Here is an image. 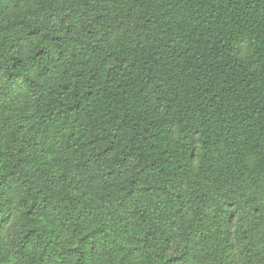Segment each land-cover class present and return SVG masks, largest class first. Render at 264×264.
I'll use <instances>...</instances> for the list:
<instances>
[{"label": "trees", "instance_id": "obj_1", "mask_svg": "<svg viewBox=\"0 0 264 264\" xmlns=\"http://www.w3.org/2000/svg\"><path fill=\"white\" fill-rule=\"evenodd\" d=\"M3 110L0 264H264V0H0Z\"/></svg>", "mask_w": 264, "mask_h": 264}, {"label": "rangeland", "instance_id": "obj_2", "mask_svg": "<svg viewBox=\"0 0 264 264\" xmlns=\"http://www.w3.org/2000/svg\"><path fill=\"white\" fill-rule=\"evenodd\" d=\"M0 115L1 117L4 119V120H8L9 117H11L12 113L8 110H3L0 112ZM11 122L14 123L15 122V118L12 117L11 119Z\"/></svg>", "mask_w": 264, "mask_h": 264}]
</instances>
